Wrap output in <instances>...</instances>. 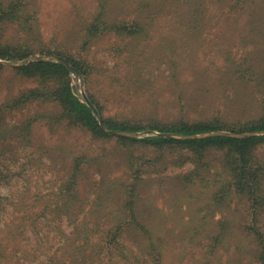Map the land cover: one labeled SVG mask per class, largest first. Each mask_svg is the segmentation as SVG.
<instances>
[{
  "label": "rangeland",
  "instance_id": "obj_1",
  "mask_svg": "<svg viewBox=\"0 0 264 264\" xmlns=\"http://www.w3.org/2000/svg\"><path fill=\"white\" fill-rule=\"evenodd\" d=\"M0 7L11 12L0 44L28 42L40 50L28 57L65 61L74 95L103 122L141 128L98 137L56 120L54 102L4 108L0 264H47L55 252L53 264H151L139 221L161 244V264H261L264 239L248 234L245 201L215 209L210 188L191 185L184 149L140 140L171 134L156 128L173 122L245 119L259 109L263 80L235 71L243 65L263 79L264 0H0ZM20 61L0 59V104L38 84L7 64ZM31 117L41 118L30 129ZM220 156L210 151L213 164ZM75 165L74 190L62 195ZM258 220L264 226V212ZM119 228V248L108 257L102 245H113L107 234Z\"/></svg>",
  "mask_w": 264,
  "mask_h": 264
},
{
  "label": "trees",
  "instance_id": "obj_2",
  "mask_svg": "<svg viewBox=\"0 0 264 264\" xmlns=\"http://www.w3.org/2000/svg\"><path fill=\"white\" fill-rule=\"evenodd\" d=\"M11 12L0 7V24ZM33 52H40L39 49L31 46L30 43L0 44V59L7 61H20L28 57ZM0 69L2 66L0 65ZM17 75L38 82L35 87L21 90L0 104V121L3 117L2 110L23 109L35 102H54L58 106L56 120H65L72 126L84 128L94 136H108L97 121L95 115L86 103L79 100L72 91L69 71L59 62L54 61H33L13 68ZM236 74L240 79L253 81L258 85L264 82L252 68H245L240 65L236 69ZM264 91V89H263ZM259 109L255 107V112L248 118L237 117L234 119H222L214 117L212 119H201L197 121H182L170 123L167 127L156 128L159 132L171 133L173 135L185 136L175 138L172 136L155 135L146 137L140 141L148 143L154 147H181L186 152V158L191 162L193 168L188 172L191 185H200L203 189L210 188L208 197L209 204L215 209H222L230 204L232 199L243 200L246 203V212L251 218V223L247 226L249 235L256 237L260 245H263L264 226L258 220L264 212V135H251L244 137H233L227 135H207L204 137H193L195 135L208 132L226 131L230 133H247L264 131V95L258 101ZM41 118V117H39ZM39 118L31 117L25 122L32 124ZM107 128L114 130L136 131L140 127H129L111 120H104ZM31 137V134H28ZM124 139V138H123ZM129 141H138L128 139ZM31 142V141H30ZM218 151L221 156L218 165L212 163L210 151ZM77 165L63 181L60 194L74 190L76 184ZM206 194V193H205ZM23 219V217H22ZM135 220V217H134ZM136 222V220H135ZM136 225L141 231L140 235L147 239L145 248L146 258L151 264H161L164 250L159 247V241L154 234L147 230L146 225L137 222ZM120 228L111 230L107 234L108 243L113 245H102L106 249V256L117 250L119 245ZM123 255V252L116 251ZM77 255V254H76ZM57 252L47 258V264H53ZM259 262L264 264V247L261 246L258 254ZM62 258L58 259V264ZM38 264H45L39 262ZM73 264V263H71ZM76 264H84L78 262Z\"/></svg>",
  "mask_w": 264,
  "mask_h": 264
},
{
  "label": "water",
  "instance_id": "obj_3",
  "mask_svg": "<svg viewBox=\"0 0 264 264\" xmlns=\"http://www.w3.org/2000/svg\"><path fill=\"white\" fill-rule=\"evenodd\" d=\"M57 61L59 63H61L62 65H64L67 69H69L70 71H74L73 69L70 68L69 64L66 63L65 61L58 59V58H54V57H48V58H43V57H27L24 60L20 61V62H7L8 65L11 66H22L25 65L29 62L32 61ZM85 103L87 104V106L91 109V111L93 112V114L98 118L99 121V125L102 127V129L110 134H115V135H122V136H134L133 133H127V132H123V131H118V130H111L109 128L106 127V125L104 124V122L98 117L97 111L94 108L93 104L89 101L86 100ZM164 136H172V137H179V138H183L185 136H181V135H173V134H163ZM207 135H227V136H233V137H244V136H251V135H264V131L262 132H247V133H240V134H236V133H230V132H221V131H217V132H208V133H204V134H199V135H195L193 137H204Z\"/></svg>",
  "mask_w": 264,
  "mask_h": 264
}]
</instances>
